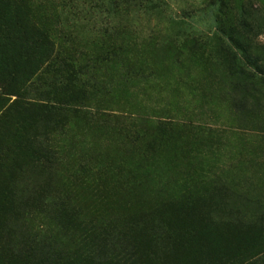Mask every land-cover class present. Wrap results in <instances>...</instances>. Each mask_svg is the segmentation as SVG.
Returning <instances> with one entry per match:
<instances>
[{
    "label": "rangeland",
    "instance_id": "1",
    "mask_svg": "<svg viewBox=\"0 0 264 264\" xmlns=\"http://www.w3.org/2000/svg\"><path fill=\"white\" fill-rule=\"evenodd\" d=\"M0 45V264L263 247L264 0H0Z\"/></svg>",
    "mask_w": 264,
    "mask_h": 264
},
{
    "label": "trees",
    "instance_id": "2",
    "mask_svg": "<svg viewBox=\"0 0 264 264\" xmlns=\"http://www.w3.org/2000/svg\"><path fill=\"white\" fill-rule=\"evenodd\" d=\"M13 53H14L13 50L0 45V67H2L4 63L7 64L9 61H11L10 56L13 55ZM133 249L135 250V252L133 253L134 258L132 257V259H130L128 264H148V262L142 261L139 255H138L139 258L138 257L136 258L135 256L138 253V250L136 248ZM253 251L254 250H247V251H240L238 253H234L233 255L229 256L228 257L229 259L227 258L228 261L223 264H248L249 261L248 259L250 257L252 258L257 254L260 255L261 252L264 251V245L259 251H254V252ZM91 257L92 259H95L94 256L91 255ZM259 257H261V255ZM118 263L127 264L124 260H118Z\"/></svg>",
    "mask_w": 264,
    "mask_h": 264
}]
</instances>
